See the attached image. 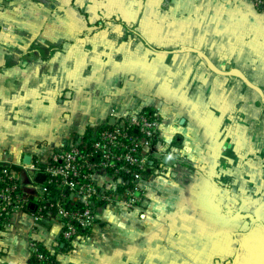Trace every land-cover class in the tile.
Masks as SVG:
<instances>
[{
    "label": "crops",
    "instance_id": "1",
    "mask_svg": "<svg viewBox=\"0 0 264 264\" xmlns=\"http://www.w3.org/2000/svg\"><path fill=\"white\" fill-rule=\"evenodd\" d=\"M101 14L119 22L84 33ZM182 48L264 91V9L251 0H0V166L121 113L161 118L153 157L169 165L144 177L142 213L105 210L106 229L57 264H264V108ZM48 225L12 214L0 264H29L30 240L57 234Z\"/></svg>",
    "mask_w": 264,
    "mask_h": 264
},
{
    "label": "built area",
    "instance_id": "2",
    "mask_svg": "<svg viewBox=\"0 0 264 264\" xmlns=\"http://www.w3.org/2000/svg\"><path fill=\"white\" fill-rule=\"evenodd\" d=\"M251 2L264 9V0ZM160 125L154 111L115 115L112 124L23 163L29 171L44 173L42 183L30 178L25 185L18 167L0 166V228L9 225L12 214L30 212L34 228L46 223L49 232L56 228L49 247L41 242L52 252L60 241L68 246L91 231L101 221L99 209L113 201L115 193L125 196L121 202L125 207L142 203L144 177L152 167L148 159L155 152ZM35 241L30 240V252H35Z\"/></svg>",
    "mask_w": 264,
    "mask_h": 264
},
{
    "label": "rangeland",
    "instance_id": "3",
    "mask_svg": "<svg viewBox=\"0 0 264 264\" xmlns=\"http://www.w3.org/2000/svg\"><path fill=\"white\" fill-rule=\"evenodd\" d=\"M84 18H85V16H83ZM100 18L101 19H103V20H101L102 22L100 23H97V24H95V26L93 25V26H90V29L88 30V31H86V32H84V33H94V31H100L101 30V28H100V26H99V24H105L106 23V21L108 20V19H110V20H113L112 18H114L117 22H119V19H120V17H118V15L116 14V15H112V16H109V18H108V16H104L103 14H101V16H100ZM119 18V19H118ZM103 26V25H102ZM116 27V29H118V30H120L121 31V33H123V28L121 27V26H118V25H116L115 26ZM115 33H118L117 31L115 32ZM151 46H154V44L152 43V44H150ZM157 45H159V44H157ZM158 48V47H157ZM161 49H163V48H161ZM166 49H169V46H167V48ZM204 60V59H203ZM205 62V61H204ZM206 63V62H205ZM229 66V65H228ZM230 67V66H229ZM230 68H233V67H230ZM211 69V68H210ZM220 69V68H219ZM235 69H237V68H235ZM212 70V69H211ZM221 70H226V67L224 68V69H221ZM213 71V70H212ZM224 75V74H223ZM245 75V74H244ZM228 76H232V75H228ZM246 76V78L253 84V85H255L256 87H258L260 90H261V92H262V95L259 93V92H257L254 88H252V87H250L249 85H247L246 84V82L245 81H243L242 79H240V78H238V77H236V76H233V77H236V78H238V83L239 84H241V86H243V97L245 98V99H247V100H249V99H251L252 97H256L257 96V98H258V100H259V102H260V105L261 106H263V108H264V91L257 85V84H255V83H253L250 79H249V76L247 77V75H245ZM238 93H240V92H238ZM152 111H154V112H157V114H158V116H159V118H160V114L158 113V110H152ZM141 112H142V110H141ZM138 113V112H137ZM137 113H134V114H137ZM134 114H124V113H121V114H119V115H117V116H124V115H126V116H131V115H134ZM109 118H113L114 119V117H109ZM108 120L109 119H107L106 120V122L103 124V125H101L100 127H102V126H106V125H108L109 124V122H108ZM160 123H161V118H160ZM99 127V128H100ZM74 140H76V139H73V140H71V141H74ZM69 142V141H68ZM171 144H174V143H171ZM172 149H175V146H173L172 147ZM171 152V151H170ZM172 152H174V151H172ZM156 159V158H155ZM33 160H35V156H33ZM157 160V159H156ZM167 165H169L168 164V162L167 161H158L157 160V165H156V167L155 168H157L158 169V173H161L159 170H163L164 171V166H167ZM4 166H7V165H4ZM14 166V165H13ZM19 169H20V171H22V173H21V181L23 182V184H29L31 181H30V178H32V177H34V173L32 172V170L31 171H28L29 170V167H27V166H24L23 165V163L22 162H19V163H17V165H16ZM24 170H27V171H24ZM217 183V185L221 188V192L222 193H225V194H230L231 193V188L228 186L229 185V181L227 180V185H222L221 183H219L218 181L216 182ZM143 187H144V185H143ZM224 191V192H223ZM126 198H125V196L124 195H121L119 192L118 193H115V195H114V197H113V201H111V202H109V204L107 205V206H105L104 208H102V209H99V214H101V215H103V213H105V210H107V211H111V210H113V211H120V212H123V211H135V212H137L138 214L139 213H142V209H143V204L142 203H137V204H135L134 206H131V207H125V206H123L122 204H121V202L123 201V200H125ZM106 211V212H107ZM104 217H101V221L99 222V231L100 230H105L106 229V227H107V223H106V221H104V219H103ZM48 225V223H46V225H44V226H47ZM97 225V226H98ZM235 225H237V224H230V223H228V227H232V226H235ZM97 226H95V227H93L92 228V230L91 231H89V232H85V234H82L81 236H79V237H77V238H75V240H74V242H73V244H71V245H66V249H65V251H72L73 249H74V246H75V244H77L78 242H81V240L82 241H84V240H86V239H90V238H93L94 237V235H95V233H93L94 231H95V229L97 228ZM48 227H49V225H48ZM238 227V226H237ZM101 228V229H100Z\"/></svg>",
    "mask_w": 264,
    "mask_h": 264
},
{
    "label": "water",
    "instance_id": "4",
    "mask_svg": "<svg viewBox=\"0 0 264 264\" xmlns=\"http://www.w3.org/2000/svg\"><path fill=\"white\" fill-rule=\"evenodd\" d=\"M183 50H189V51H192L196 54H198L199 56H201L204 61L206 62V64L216 73L218 74H224V75H232V76H236L240 79H242L243 81L246 82L247 85H249L250 87L254 88L257 92H259L261 95H262V92L261 90L256 87L255 85H253L247 78L246 76L240 72V70L238 69H235V68H230L228 65L226 66V70H221L219 69L218 67H216L212 61L204 54L202 53L201 51L197 50V49H194V48H182L181 51ZM109 124H112L114 122V119L113 118H109L108 120ZM22 162L24 164H29L31 162V155L29 154H24L23 157H22ZM43 177H44V173L42 171H37L35 172V175H34V180L35 182L37 183H42L43 182ZM32 207V206H31Z\"/></svg>",
    "mask_w": 264,
    "mask_h": 264
},
{
    "label": "trees",
    "instance_id": "5",
    "mask_svg": "<svg viewBox=\"0 0 264 264\" xmlns=\"http://www.w3.org/2000/svg\"><path fill=\"white\" fill-rule=\"evenodd\" d=\"M122 23V22H120ZM147 112V111H146ZM88 133H85L87 135ZM148 165L155 166L157 165V160L154 157H150L148 159ZM149 171V169H148ZM36 248L35 252H30L28 257V263L29 264H57V254L59 252H63L66 249V242L60 241L56 247H54V250L51 252L47 250L40 241H35ZM38 255H41L39 257Z\"/></svg>",
    "mask_w": 264,
    "mask_h": 264
}]
</instances>
